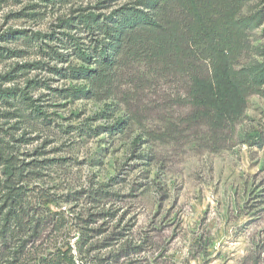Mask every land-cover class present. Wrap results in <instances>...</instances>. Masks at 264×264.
I'll return each mask as SVG.
<instances>
[{"label":"rangeland","instance_id":"374dc122","mask_svg":"<svg viewBox=\"0 0 264 264\" xmlns=\"http://www.w3.org/2000/svg\"><path fill=\"white\" fill-rule=\"evenodd\" d=\"M132 2L0 0V139L15 167L10 179L0 161V251L24 242L15 264L65 252L75 264H264V85L221 126L194 118L187 79L146 59L122 55L111 92L103 65L72 76L99 66L104 35L86 16ZM247 36L237 68L264 62V23ZM7 179L29 209L6 199Z\"/></svg>","mask_w":264,"mask_h":264},{"label":"trees","instance_id":"16d2710c","mask_svg":"<svg viewBox=\"0 0 264 264\" xmlns=\"http://www.w3.org/2000/svg\"><path fill=\"white\" fill-rule=\"evenodd\" d=\"M247 1L133 0L103 18L89 14L83 20L86 28L104 35L93 50L92 63L97 62L99 66L74 69L72 76L94 79L103 72L100 69L103 65L109 72L100 73L99 84L102 87L108 84L106 90L111 92L113 69L122 55L128 60L146 59L152 65V71L179 74L189 81L188 100L196 110L194 118L209 119L225 126L244 109L248 92L259 91L264 85V62L256 61L242 68L235 66L242 51L251 44L247 32L264 23V7L249 15L241 14ZM77 45L79 56L89 60L90 53ZM79 90L85 95L91 92ZM10 91L7 89L6 92ZM11 92L14 95L16 89ZM33 111L43 114L41 107H35ZM124 122L119 120L117 124ZM120 127L113 124L110 130ZM0 161H5V174L11 179L15 169L13 158L6 156L1 139ZM10 179L6 181L9 188L6 199L29 209L30 206L20 200L24 199L23 192L11 186ZM9 220L5 217V222ZM34 227L37 232L38 226ZM16 245L11 250L0 251V264L16 263L24 242L18 241ZM57 264H75V261L65 252L59 255Z\"/></svg>","mask_w":264,"mask_h":264}]
</instances>
